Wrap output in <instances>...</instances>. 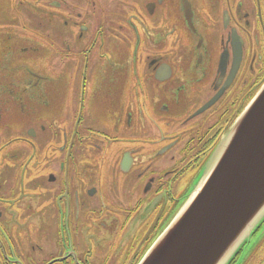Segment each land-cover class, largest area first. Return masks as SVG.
Returning a JSON list of instances; mask_svg holds the SVG:
<instances>
[{"label": "flooded vegetation", "instance_id": "af4514ba", "mask_svg": "<svg viewBox=\"0 0 264 264\" xmlns=\"http://www.w3.org/2000/svg\"><path fill=\"white\" fill-rule=\"evenodd\" d=\"M263 85L264 0H0V264H138Z\"/></svg>", "mask_w": 264, "mask_h": 264}, {"label": "water", "instance_id": "95a60500", "mask_svg": "<svg viewBox=\"0 0 264 264\" xmlns=\"http://www.w3.org/2000/svg\"><path fill=\"white\" fill-rule=\"evenodd\" d=\"M204 166L194 189L138 264H232L238 255L236 264H243L260 244L264 85Z\"/></svg>", "mask_w": 264, "mask_h": 264}, {"label": "rangeland", "instance_id": "374dc122", "mask_svg": "<svg viewBox=\"0 0 264 264\" xmlns=\"http://www.w3.org/2000/svg\"><path fill=\"white\" fill-rule=\"evenodd\" d=\"M55 30H58V29H55ZM71 56H73V55H70V57ZM48 58H49V63H50V65H48V69L51 72L50 78L52 77V79L49 78L48 82H56L55 86L59 87V88H61V87L63 88V86L66 85V92L67 93L69 92L68 93L69 97H67L66 100H68L70 98V87L78 88L79 91H81L80 93L84 94V92H85L84 88H85L86 82H83V77H82V66H83L82 61H83V58L82 59L78 58L79 61H77V60L75 61L73 59L66 58V61H63L65 66L61 62L62 58L58 55L50 53L48 55ZM70 66H72V67H70ZM63 70H64L63 75L60 74V72H57V71H63ZM87 77H88L87 88L89 89V86H90V84H89L90 80L89 79L93 80L92 70H90L88 72ZM92 88H93V82H92ZM59 101H63V99L60 97V98H55V100H54L55 104L58 103ZM204 169H205V166L203 165L195 173V175H193V178L190 181V183L188 184L183 196L179 199V202H178L179 205L185 201V199L188 197V195L194 189V187L197 184L199 178L201 177ZM173 216H171V218ZM166 220L162 224L163 226L161 229H163L167 225L168 221L166 222ZM169 220H171V219H169ZM258 235H259V233H256V235H255L256 238ZM243 264H264V238L262 239L260 244L254 249V251L251 253V255L246 259V262H244Z\"/></svg>", "mask_w": 264, "mask_h": 264}]
</instances>
